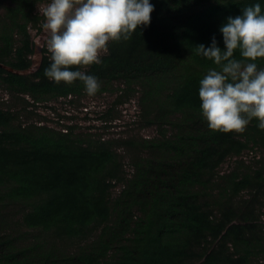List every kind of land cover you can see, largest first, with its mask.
Instances as JSON below:
<instances>
[{
	"label": "trees",
	"instance_id": "trees-1",
	"mask_svg": "<svg viewBox=\"0 0 264 264\" xmlns=\"http://www.w3.org/2000/svg\"><path fill=\"white\" fill-rule=\"evenodd\" d=\"M47 2L0 0V86L25 104H0V264H264V129L252 120L241 133L209 130L198 89L216 66L196 51L213 37L223 50L220 27L255 3L264 13V0H149V25L73 69L103 90L119 82L114 106L137 96L156 134L122 141L130 164L111 140L23 121L25 96L85 92L45 76V47L33 69L31 30H43ZM246 151L263 158L244 165L235 158Z\"/></svg>",
	"mask_w": 264,
	"mask_h": 264
},
{
	"label": "clouds",
	"instance_id": "clouds-1",
	"mask_svg": "<svg viewBox=\"0 0 264 264\" xmlns=\"http://www.w3.org/2000/svg\"><path fill=\"white\" fill-rule=\"evenodd\" d=\"M153 10L149 0H49L42 9L50 59L45 76L57 84L81 81L86 94L95 95L97 78L73 69L99 64L109 42L127 40L149 25ZM220 33L223 50L215 37L207 48L196 46L197 54L216 66L199 82L201 117L212 132L241 133L252 120L264 129V69L257 65L264 60L261 5L229 17Z\"/></svg>",
	"mask_w": 264,
	"mask_h": 264
},
{
	"label": "rangeland",
	"instance_id": "rangeland-1",
	"mask_svg": "<svg viewBox=\"0 0 264 264\" xmlns=\"http://www.w3.org/2000/svg\"><path fill=\"white\" fill-rule=\"evenodd\" d=\"M47 3L39 5L38 11L42 13V9ZM31 34L35 46L38 47L32 58L33 62L37 63L41 58L42 48H46L45 33L43 30L40 33L31 30ZM112 86L105 90H103V86H100L92 96L84 92L79 97L49 98L41 102H34L25 96L28 105L26 110L21 112L22 119L26 123H41L56 129H65V126H71L77 134L82 136L111 140L115 143L118 153L124 158L126 164H130L133 153L135 156V151L124 145L122 141L151 138L156 134V129L154 125L141 121L137 96L122 102L121 105L114 106L113 102L120 93L116 88L121 85L119 82H113ZM0 104L4 108L12 110H22L20 108L25 106V104H18L13 100L2 86H0ZM109 109H111L110 114L103 115L109 112ZM261 158L263 157L259 153L254 154L246 151L241 157L235 159L243 161L244 165H254L253 162L257 159L262 160ZM235 159L227 161L221 172L228 173L233 170L236 167ZM129 169L130 167L127 165V170ZM258 217L259 224L264 231V208Z\"/></svg>",
	"mask_w": 264,
	"mask_h": 264
},
{
	"label": "water",
	"instance_id": "water-1",
	"mask_svg": "<svg viewBox=\"0 0 264 264\" xmlns=\"http://www.w3.org/2000/svg\"><path fill=\"white\" fill-rule=\"evenodd\" d=\"M37 49H38V47H37V45H36V47H35V54H36V50H37ZM35 54H34V55H35ZM40 59H41V58H40ZM39 62H40V60H38L37 63H34V62H33V63H34V65H33V69L36 68V67L38 66Z\"/></svg>",
	"mask_w": 264,
	"mask_h": 264
}]
</instances>
